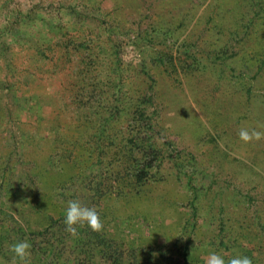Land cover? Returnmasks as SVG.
<instances>
[{"label": "rangeland", "instance_id": "374dc122", "mask_svg": "<svg viewBox=\"0 0 264 264\" xmlns=\"http://www.w3.org/2000/svg\"><path fill=\"white\" fill-rule=\"evenodd\" d=\"M241 129L264 132V0H0V264L24 240L26 264H86L53 233L69 200L121 264H264V139Z\"/></svg>", "mask_w": 264, "mask_h": 264}, {"label": "trees", "instance_id": "16d2710c", "mask_svg": "<svg viewBox=\"0 0 264 264\" xmlns=\"http://www.w3.org/2000/svg\"><path fill=\"white\" fill-rule=\"evenodd\" d=\"M146 128L147 127H143L140 131L143 132ZM135 146L138 148L137 151L134 153L131 152L129 157L127 156L126 162L128 163L129 170L131 168L133 169L132 177L139 183L150 178V172L153 171V169L158 168L159 159L156 148H154L148 140L143 138L139 140L137 139ZM102 188V185H100L98 190H95L96 193L104 190V188ZM64 220L65 214L60 215L57 221L51 223L56 225V229L53 233H58L59 237H62V239H71V237H76L77 249L79 250V253H84V260L86 264H121L123 254L119 250L117 242L113 238H110L103 229L100 232H93L86 225L83 227L77 225V234L72 236L65 230ZM57 222H59L58 225ZM53 225H51L50 228H52ZM52 230L54 229L52 228ZM18 232L21 233V229H19ZM45 232L47 233L49 231L46 230ZM10 233L11 231H6L3 236L5 235L7 238L11 237ZM15 235L18 234L15 233ZM33 247L34 245L31 242L30 251H34ZM46 250L47 247L44 248L42 252L44 255L46 254ZM75 262L80 264L84 261H79L77 258Z\"/></svg>", "mask_w": 264, "mask_h": 264}, {"label": "clouds", "instance_id": "9594fccd", "mask_svg": "<svg viewBox=\"0 0 264 264\" xmlns=\"http://www.w3.org/2000/svg\"><path fill=\"white\" fill-rule=\"evenodd\" d=\"M239 138L245 143L253 140L259 141L264 139V132L241 129ZM64 223L65 230L72 236L77 234V225L81 227L86 225L93 232H100L103 229V224L97 210L94 207L90 208L83 205L79 200L67 201ZM30 248L31 244L26 240L17 241L10 245L9 251L12 254L11 264H26L31 255ZM155 255L153 253L154 257ZM205 264H252V261L246 256H236L226 262L223 256L213 252L206 257Z\"/></svg>", "mask_w": 264, "mask_h": 264}]
</instances>
